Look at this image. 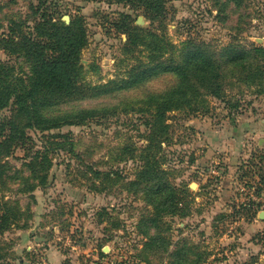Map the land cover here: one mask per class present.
I'll list each match as a JSON object with an SVG mask.
<instances>
[{
    "label": "rangeland",
    "instance_id": "374dc122",
    "mask_svg": "<svg viewBox=\"0 0 264 264\" xmlns=\"http://www.w3.org/2000/svg\"><path fill=\"white\" fill-rule=\"evenodd\" d=\"M238 2L235 6L234 0H229L222 8L225 0H165V17L154 22L141 10L132 11L107 0H45L43 7L46 14L53 13L65 24L77 20L81 24L85 40L80 54L83 82L97 85L126 77L139 61L146 63L142 46L126 51L127 30L146 39L151 37L149 30L177 49L187 39L213 45L216 50L230 43L264 47V0ZM31 4L37 5V0H0V34L11 21L26 24L28 18L30 25L31 19L37 20L36 14L31 15ZM0 60L13 64L16 58L0 50ZM175 81L172 74H159L126 90L53 109V113H61L117 106L114 116L51 132L70 136L66 145L73 142L80 159L65 151L52 152L49 162L41 163L38 169L44 178L28 185L31 195H13L19 180L4 188L0 185L5 198H18L21 210L16 225H7L0 234L7 264L254 263L246 250L255 238L244 235L238 222L246 218L242 205L248 198L240 188L250 181H246L247 175L263 178L264 156H257L248 165L245 170L249 174L244 170L237 173L238 182L230 183L237 193L223 205L225 200L218 201L215 193L229 165L222 155L225 144L221 138H213L211 130L223 129L239 120L244 110L264 105V86L231 79L226 102L210 99L207 113H167L166 133L156 135L153 145L157 148L146 151L149 131L143 122L155 109L149 114L138 111L145 106L140 100L165 91ZM6 115V110L0 113V121ZM27 134L26 144L13 148L2 162L0 170L8 176H28L23 164L45 141L37 132ZM46 139L54 148L58 139ZM94 170L99 171L97 177ZM146 171H155L170 186L169 202L159 204L162 208L157 207L159 201L152 194L147 195L143 184L147 182L142 179ZM131 182L136 184L130 186ZM254 245L252 249L264 250V245Z\"/></svg>",
    "mask_w": 264,
    "mask_h": 264
},
{
    "label": "trees",
    "instance_id": "16d2710c",
    "mask_svg": "<svg viewBox=\"0 0 264 264\" xmlns=\"http://www.w3.org/2000/svg\"><path fill=\"white\" fill-rule=\"evenodd\" d=\"M107 2L128 6L132 11L141 10L152 22L165 17V0ZM44 4L45 0H37V5H30L31 15L36 14L37 17V20L31 19L32 24H28V18L25 19L26 24L23 21H11L6 32L0 34V50L16 58L13 64L0 60V113L5 110L8 112L0 121V168L4 167L2 162L13 148L26 144L25 141L29 139L28 131L37 132L45 140L41 149L35 150L23 164L28 176H8L3 169L0 170V185L3 188L19 180L14 196L31 195L33 190L28 185L34 179L39 182L44 178L40 176L38 169L41 163H47L52 152L56 154L65 151L73 158L80 159L73 148L75 144L70 141L66 145V139L71 140V137L52 134L53 130L62 126H82L109 114L114 116L117 109V106L111 105L108 106L111 110L97 106L53 113V109L62 104L112 94L132 88L153 76L172 74L176 79L174 85L161 93L147 95L140 100L145 106L137 109L146 113L151 112V108L155 109L153 113H148L150 118L143 122L149 131V145L145 150L150 151L158 146L156 143L153 145L156 135L166 133L164 123L167 113L175 110H184L193 115L207 113L210 99L226 102L224 99L231 79L240 84L256 85L258 88L264 86L263 46L230 43L216 50L213 45L187 39L177 49L149 30V39L135 32L130 33L129 30L125 32L127 40L124 45L128 46L126 51L132 52L139 45L142 46L146 51V63L139 61L127 71L128 75L124 78L109 80L105 84L88 85L83 82V67L80 63L81 49L85 41L81 24L78 20L65 24L53 16V13L46 14L44 10L47 8L43 7ZM228 4L229 0H225L221 7L225 8ZM234 5H239L238 0H234ZM122 16L129 18L128 15ZM150 136L152 139H149ZM47 137L58 139L55 140L54 148H50L53 142H49ZM47 143L49 145L46 146ZM197 165L204 167L202 163ZM17 172L15 170L14 174ZM92 173L94 177L99 175L97 170ZM142 179L147 182L143 183L147 195L152 194L159 201L155 203L158 208H162L159 204L169 202L170 186L155 171H146ZM148 182H151L150 187L147 186ZM134 184L136 183L131 182L130 186ZM2 187L0 234L7 225H16L21 214L18 198H5L1 192ZM147 202L153 204L152 201ZM4 244V241H0V264H7L9 260Z\"/></svg>",
    "mask_w": 264,
    "mask_h": 264
},
{
    "label": "crops",
    "instance_id": "0c3cea01",
    "mask_svg": "<svg viewBox=\"0 0 264 264\" xmlns=\"http://www.w3.org/2000/svg\"><path fill=\"white\" fill-rule=\"evenodd\" d=\"M251 110H244L240 119L236 122L226 124L223 129L220 127L211 130V136L221 138V144H225V151L222 155L225 156L228 163L226 169V178L220 189L215 193L218 201L225 200L223 205L227 204L232 195L237 193L230 183L238 182L237 173L244 170L248 173V165L254 161L257 156H264V105L255 106ZM217 141V140H216ZM246 159V160H244ZM242 160L240 166V161ZM247 169V170H245ZM212 173H217V170H211ZM249 174V173H248ZM229 176V177H228ZM257 177L247 175V185L254 183L252 180ZM227 200V201H226ZM244 202V201H243ZM246 212L245 220L238 221L244 235L251 236L255 239L247 245V257L253 258V264H264V250L252 249L257 243L260 247L264 245V210H257L256 206L244 203L242 205V213Z\"/></svg>",
    "mask_w": 264,
    "mask_h": 264
},
{
    "label": "built area",
    "instance_id": "2783aa9c",
    "mask_svg": "<svg viewBox=\"0 0 264 264\" xmlns=\"http://www.w3.org/2000/svg\"><path fill=\"white\" fill-rule=\"evenodd\" d=\"M263 178L262 177L261 179L258 178L255 181V183L251 184V186L244 184L240 188V192H244L245 194L248 195V198L244 200V203L250 204L253 207L256 206L262 210H264V179Z\"/></svg>",
    "mask_w": 264,
    "mask_h": 264
}]
</instances>
